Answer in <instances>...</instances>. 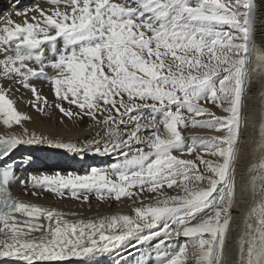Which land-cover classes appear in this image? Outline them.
I'll return each instance as SVG.
<instances>
[{
	"label": "snow or ice",
	"instance_id": "6c2138e0",
	"mask_svg": "<svg viewBox=\"0 0 264 264\" xmlns=\"http://www.w3.org/2000/svg\"><path fill=\"white\" fill-rule=\"evenodd\" d=\"M256 4L43 0L16 11L19 20L7 13L0 20V121L20 132L0 135V259L65 264L155 240L158 264H226L245 97L254 83L264 93V41L257 44L253 35ZM41 78L51 86V102L31 82ZM20 87L31 91L38 113L54 107L69 121L87 117L92 137L78 145L30 132L31 117L10 98ZM189 127L222 134L188 142L182 133ZM258 135L254 151L261 157L240 191L259 192L261 199H253L239 238V264H264V111ZM40 144L115 154L116 162L85 175L21 179L15 151ZM15 183L82 203L92 196L99 203L127 199L133 214L69 220L66 215L79 214L16 198Z\"/></svg>",
	"mask_w": 264,
	"mask_h": 264
},
{
	"label": "bare ground",
	"instance_id": "6f19581e",
	"mask_svg": "<svg viewBox=\"0 0 264 264\" xmlns=\"http://www.w3.org/2000/svg\"><path fill=\"white\" fill-rule=\"evenodd\" d=\"M1 1V0H0ZM127 3H132V0H126ZM43 0H36L34 4L29 7L20 8L19 11H24L37 3H42ZM118 2V0H116ZM118 3H122L118 2ZM125 3V1H124ZM14 11H9L13 14V19L19 20L20 18L15 16ZM7 12V13H9ZM7 13H2L0 20H2ZM255 24L253 29V35L255 42L260 44L264 41V3L257 0V4L254 10ZM45 83H42L44 85ZM48 87V88H46ZM18 92H13L10 98L15 100V107L21 113H25L31 117V120L25 122L26 127L30 132L34 131L38 135L43 134L50 138L60 139L63 142H72L81 145L85 140L90 139L94 133V129L89 128V124H82L81 121L73 122L67 118L62 117V114L58 109L52 107L47 109L48 115H43L36 112L29 101L33 100L31 91H24L19 88ZM39 91L41 94L48 98L49 102L53 101L54 94L49 82L45 84V87ZM262 85L260 83H254L251 86V91L248 92L245 97L246 113V126L243 128V135L240 140L239 157L236 162V176H237V202L232 209V226L228 235V255L226 256V264H239L238 260V246L239 238L244 234V224L249 220L248 212L252 207L253 199L257 201L261 199L259 192L253 197V193L249 191L241 192L240 189L246 185L250 180L251 173L248 171L250 165L259 161L261 153L255 152L254 148L256 142L259 140L258 125L260 123V116L264 109L261 108L262 104ZM67 107V104L64 105ZM208 107V106H207ZM217 116H223L224 113L209 107ZM56 111V112H55ZM82 124V126H81ZM19 126L13 125L11 129L4 126L0 121V135L17 133L19 134ZM214 131L191 129L186 130L182 134L187 138L189 136H215L222 133H213ZM23 153L31 154L32 157L29 160H24L19 168V173H24L34 168L31 173H27V177L31 175H68V174H88L92 167L103 168L114 162H116L115 154H92L88 151L84 153H70L65 149H58L48 146L47 144L40 145H23ZM147 150V149H145ZM21 157H26L25 154ZM112 160V161H111ZM29 161V164H28ZM50 169V170H48ZM27 179V178H26ZM30 184V183H29ZM170 195L176 194L171 191ZM20 200L36 204L38 206L47 208H56L64 213H78L79 215L72 216L66 215L65 218L69 220H79L95 218L99 216L112 215V214H129L132 215L130 209V202L125 199L124 202H107L97 203L95 196L90 197L89 203H82L80 200L71 198L70 194H66L63 198L55 195L51 191H44L40 194L19 195ZM147 202V201H145ZM254 222V218L253 221ZM155 240L139 245L136 248L127 246L124 249L116 250L109 254H104L95 258H85L69 262V264H127V262H133L137 264L139 254H146L152 247L151 244ZM133 244L135 241L132 242ZM149 257H143L141 259L143 264H147L151 259ZM67 262H65L66 264Z\"/></svg>",
	"mask_w": 264,
	"mask_h": 264
},
{
	"label": "rangeland",
	"instance_id": "374dc122",
	"mask_svg": "<svg viewBox=\"0 0 264 264\" xmlns=\"http://www.w3.org/2000/svg\"><path fill=\"white\" fill-rule=\"evenodd\" d=\"M124 1L125 2H127L126 0H122V3H124ZM118 2H121V0H118ZM46 88H48V87H46ZM206 106H208V107H214V106H212L211 104H209V105H206ZM215 109H217V110H219V111H221L220 109H218V108H216V107H214ZM56 112V111H55ZM225 115V114H224ZM90 122V120L87 118V117H85L83 120H81V122L80 123H82V124H88ZM82 124H81V126H82ZM191 129H200V128H192V127H189V128H187V129H184L183 130V132L184 131H186V130H191ZM200 130H207V131H214L213 133H217V132H215V130H209V129H200ZM190 137H192V136H189V137H187L186 138V140H188V142H190ZM181 158H184V159H194V155H184V156H182ZM205 158H211V157H209V156H206ZM112 161V160H111ZM202 167V166H201ZM168 192H171V190H168ZM111 202H113V201H111ZM97 203H99V202H97ZM181 243H183L184 241H183V239H181V241H180ZM153 244V243H152ZM150 250H155V248L153 247V245H152V247L150 248ZM151 257H156V255H153V253L151 254ZM158 261V260H157ZM156 262V260H154V259H151L147 264H154Z\"/></svg>",
	"mask_w": 264,
	"mask_h": 264
}]
</instances>
